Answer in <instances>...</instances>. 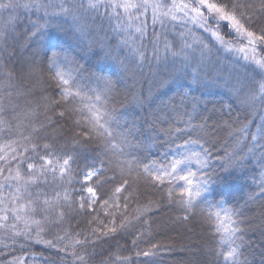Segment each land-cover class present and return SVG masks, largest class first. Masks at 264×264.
<instances>
[{"label": "trees", "instance_id": "1", "mask_svg": "<svg viewBox=\"0 0 264 264\" xmlns=\"http://www.w3.org/2000/svg\"><path fill=\"white\" fill-rule=\"evenodd\" d=\"M11 2L34 6L0 9V264H264V44L200 28L194 0ZM239 2L264 35L260 0ZM189 170L209 191L185 211Z\"/></svg>", "mask_w": 264, "mask_h": 264}, {"label": "snow or ice", "instance_id": "2", "mask_svg": "<svg viewBox=\"0 0 264 264\" xmlns=\"http://www.w3.org/2000/svg\"><path fill=\"white\" fill-rule=\"evenodd\" d=\"M32 7L34 5L32 4H24V5H15L11 2V0H8V2H0V9L2 10H10V9H14L15 7ZM97 5L93 4V3H89V7L90 8H95ZM114 7H122L124 8L126 11L129 8H142L145 7L144 4H134V3H130V2H125L123 4H118L115 5ZM154 7H157L154 5ZM180 11L181 12H185L186 14H190L189 15V19L193 22V23H197L199 25L200 28H203L205 31H212V29L210 27H208V22L209 20L213 23V24H219L220 22H229V26L231 28H233L237 33H241L243 31V34L246 35L249 39V44L254 45L257 42V39L264 44V35L259 36L258 38L255 37V33L247 31L246 29H243V26L240 24L239 19H237V15L236 13L239 12L240 17L251 21V18L248 17L246 15V13L244 12V5L242 3L239 2V0H194V2L192 4H183L180 5ZM249 7H251L249 5ZM259 8L261 11H264V0H260L259 2ZM60 11L62 13H69L71 11L70 8L65 7L63 4L60 5ZM205 12L208 13L207 18L205 17ZM215 34V33H214ZM217 40L223 44L224 40L222 37H220L219 35H217ZM187 47H191L190 45ZM206 47V46H205ZM241 51H243V49H241ZM201 55H204V53H201ZM256 63L261 67L264 68V61H256ZM57 77L59 78V80H61L63 82V84H68V81L66 79H64V77L62 75L57 74ZM258 84V94L260 97H264V82H257ZM78 95V94H77ZM62 100H67V97L64 96V94H62L61 96ZM101 98L98 96L96 97V100L99 101ZM252 100L257 99L256 95H253L251 97ZM58 105L61 103V101H57L56 102ZM0 111H3L2 108H0ZM59 115L63 116L64 113L61 112ZM89 119H92L93 123L98 124L99 120L101 119V117L99 115L95 116V117H88ZM179 131V130H178ZM253 139H255V136L253 137ZM191 143H197L196 141H185V145L191 144ZM35 145H33V150H35ZM113 147L115 148L116 146L113 145ZM43 148L45 150H48L50 148L49 145H43ZM53 155V157L55 158V153H50ZM204 155H208L207 151L204 152ZM191 156H199L198 153H191ZM190 157H184L183 159H173L172 161H170L169 165L166 166L165 170L163 171V174H156V173H151V175L155 176V180L159 181L161 184L164 183L163 180V176H169V175H174L176 174L179 170H180V165L185 163V160L189 159ZM40 159L42 161L45 162L46 165H51L52 164V160L47 159V157H40ZM73 160L72 156H67L66 158H63V164L60 165V173L61 175L64 174V170L65 168L69 165L70 161ZM103 163V162H102ZM27 167L29 169H33V165L32 164H28ZM167 168H170L171 171L169 172L167 170ZM40 171L44 172V171H55V169H51V168H42ZM144 171H148L147 167L144 168ZM196 173L192 172V171H187L185 174L180 175L179 179L183 180L186 182V184L188 185L187 187L183 188L181 191V197H187V201L185 202L183 199L181 200L182 205L184 206L185 211H190L192 207H194L193 204V197L195 198H200L202 197V195L204 194V192H208V188L205 187L203 189V191H201L199 189V187L197 188V190L194 192L193 191V184L194 181L191 179V177L195 176ZM94 176H97V172L96 171H88L85 173V181H90L92 180V178ZM35 182V181H33ZM125 183H127L125 181ZM205 184H207V181H205ZM86 191L88 193L91 194H95V188L92 187H88L86 189ZM117 191H120V189H117ZM210 194V193H209ZM169 196L172 195L171 192L168 193ZM81 207H83V204L80 205ZM217 219H219V212L215 213ZM233 215H238V213H233ZM225 216H228V213H225ZM230 218V217H229ZM184 219H187V217H184ZM219 230V229H218ZM225 231H228L231 233V235H235L237 232L240 231V229L237 228H232V229H225ZM49 244H51V242H48ZM79 243V242H77ZM145 256L149 255V253H144ZM237 255V250L236 249H231L229 250L226 255H225V259H233L235 256ZM80 259H83L82 257H80Z\"/></svg>", "mask_w": 264, "mask_h": 264}, {"label": "rangeland", "instance_id": "3", "mask_svg": "<svg viewBox=\"0 0 264 264\" xmlns=\"http://www.w3.org/2000/svg\"><path fill=\"white\" fill-rule=\"evenodd\" d=\"M125 2H130V0H124V2L123 3H125ZM235 50H238L239 48L240 49H243L242 47H238V46H232ZM233 48H231V49H233ZM242 53H244V54H246V56L248 55V57H250V55H252L251 54V52H249L248 50H245V49H243V51H241Z\"/></svg>", "mask_w": 264, "mask_h": 264}]
</instances>
